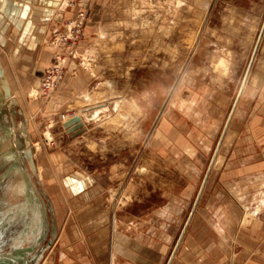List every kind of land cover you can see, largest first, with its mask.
Returning <instances> with one entry per match:
<instances>
[{"label":"rangeland","instance_id":"1","mask_svg":"<svg viewBox=\"0 0 264 264\" xmlns=\"http://www.w3.org/2000/svg\"><path fill=\"white\" fill-rule=\"evenodd\" d=\"M60 2L39 39L0 43L16 67L15 94L42 186L60 207L55 244H45L36 264H166L207 171L250 175L232 162L259 158L255 139L240 132L252 96L239 103L216 148L264 21V0ZM262 38L245 80L262 63L264 30ZM58 60L62 77L44 95L42 78ZM96 103L104 106L92 114ZM82 112V130L67 132L64 117ZM6 132L0 128V144ZM239 138L245 149L237 153ZM68 176L92 182L72 193L62 181ZM208 181L204 191L215 184ZM19 191L21 183L8 188L9 198Z\"/></svg>","mask_w":264,"mask_h":264},{"label":"crops","instance_id":"2","mask_svg":"<svg viewBox=\"0 0 264 264\" xmlns=\"http://www.w3.org/2000/svg\"><path fill=\"white\" fill-rule=\"evenodd\" d=\"M55 3L57 0H0V43L39 39L42 34L40 30L43 31L46 20L52 16L54 11L51 7ZM63 4L64 0H61L59 7L64 8L66 4ZM20 7L23 9L21 12L18 11ZM0 58L17 101L13 120L7 105L0 104V128L7 129L6 138L0 144V155H4L0 157V166H3L0 183H5L0 193V264H36L46 248L45 244L48 242L50 248L55 244L56 234L59 233L55 206L57 209L60 207L52 190L46 191L41 183L45 177L43 171L41 175L37 169L38 162L31 146L29 128L15 94L11 70L16 71V67L11 65L10 68L2 50ZM262 58L254 79H247L243 84L216 148V151L220 150L230 124L235 121L239 103L245 96L254 97V104L245 113L247 122L241 124L240 132L255 139L251 150L258 153L259 158L231 161L236 163L234 167L251 169L249 173L252 174L217 178L210 177L211 170L207 171L166 264H264V54ZM1 95L0 90V98ZM239 139L241 142H237L234 148L237 153L245 149L242 138ZM26 153L29 163L24 158ZM211 159L209 168L216 157ZM29 166L34 173V182L30 177ZM80 177L68 176L69 180L62 181L72 193H77L87 189V185L92 182L90 177ZM209 179L215 180V184L210 190L204 191L206 183H210ZM20 183V195L15 200L9 198L11 193H7V189ZM2 189L6 190L5 193ZM86 193L89 194L87 190ZM86 197L89 198L90 194ZM34 238L37 239L35 242Z\"/></svg>","mask_w":264,"mask_h":264},{"label":"water","instance_id":"3","mask_svg":"<svg viewBox=\"0 0 264 264\" xmlns=\"http://www.w3.org/2000/svg\"><path fill=\"white\" fill-rule=\"evenodd\" d=\"M263 30H264V21H263L261 30L259 32L257 41L255 43V47H254V50H253V53H252V56H251V60H250V63H249L248 69H247V73H248L249 68L251 67L252 61H253V59H254V57L256 55L257 48L259 46V42H260L262 34H263ZM247 73H246V76H247ZM246 76L244 78V82H245ZM244 82H243V84H244ZM243 84H242V86H243ZM242 86H241V88H242ZM241 88H240V90L238 92V95H237V97L235 99V102H234V104L232 106L231 112H230V114L228 116V120L226 122V125L224 127V130H223L222 134L224 133V131H225L226 127H227V124L229 122L231 113H232L233 109L235 108V105L237 103L239 94L241 92ZM0 90L2 91V95H1V98H0V104L5 103L7 105V108L9 110L11 118L13 120L14 116H15V113L17 112V110L15 109V105L17 104V101H16V98L14 96V90H13V88L11 86V83L9 82V79H8L6 73H5L4 66H3V63L1 61V58H0ZM63 125L66 128L67 132H69L71 134L79 132L80 130H82V128L84 126L83 121L81 120V117L78 114L70 117L67 120H65L63 122ZM24 141H25V139H24ZM24 145H25V143H24ZM26 155L27 156H24V158L26 159V162L29 163V161H30L29 156H28L27 153H26ZM29 173H30V177L32 178L34 173H33V170L30 169V166H29ZM206 176H207V174H206ZM32 181L34 182L33 178H32ZM37 190L39 191L38 188H37Z\"/></svg>","mask_w":264,"mask_h":264},{"label":"built area","instance_id":"4","mask_svg":"<svg viewBox=\"0 0 264 264\" xmlns=\"http://www.w3.org/2000/svg\"><path fill=\"white\" fill-rule=\"evenodd\" d=\"M79 30L80 28L77 29L78 33L76 34V37L79 36ZM62 72L63 63L60 60H58L45 71L44 77L41 81L42 94L48 95L54 89L62 77Z\"/></svg>","mask_w":264,"mask_h":264},{"label":"bare ground","instance_id":"5","mask_svg":"<svg viewBox=\"0 0 264 264\" xmlns=\"http://www.w3.org/2000/svg\"><path fill=\"white\" fill-rule=\"evenodd\" d=\"M66 2H67V0H64V4L63 5H65L66 4ZM262 26V25H261ZM260 26V27H261ZM71 28V27H70ZM73 31V30H72ZM71 31V32H72ZM262 38V37H261ZM256 41H257V39H256ZM256 43V42H255ZM260 43V42H259ZM74 48V47H73ZM71 49V48H70ZM68 52V51H67ZM74 52V51H73ZM245 82H246V80H245ZM245 82H244V84H245ZM112 103V102H111ZM110 104V103H109ZM118 104V102H116V105ZM108 105V104H107ZM103 103L102 104H93V105H90V108H91V110H89L90 112H92V114L93 113H97V112H99L102 108H103ZM106 106V105H105ZM113 106H114V104H113ZM112 108V107H111ZM119 108V107H118ZM105 109H107V108H105ZM107 111V110H106ZM78 115H80V117H81V120L83 121V124H85V122H86V120H87V114L85 113V112H82V113H77ZM77 114H75V115H77ZM89 114V113H88ZM72 116H74V115H70V116H68V117H64V119L62 120V123L65 121V120H67V119H69L70 117H72ZM107 116V115H106ZM104 117V116H103ZM89 119H91V118H89ZM103 119H105V117L103 118ZM88 121V120H87ZM262 201H263V203H264V199H262ZM136 222V221H135ZM121 223H122V221H121ZM125 223V222H124ZM138 223V222H137ZM118 224H119V222H118ZM132 224V223H131ZM134 224V223H133ZM132 224V225H133ZM127 225H129V223L127 224ZM116 227V226H115ZM130 227V226H129ZM128 230H130L129 228H128ZM120 235V234H119ZM118 237V236H117ZM119 240V239H118ZM113 243V242H112ZM118 247V246H117ZM111 257H113V254H112V256ZM113 259V258H112Z\"/></svg>","mask_w":264,"mask_h":264}]
</instances>
